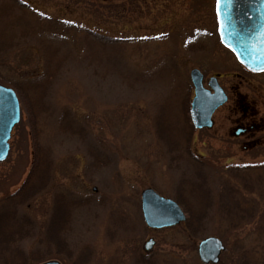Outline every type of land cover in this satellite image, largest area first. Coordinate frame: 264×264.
Wrapping results in <instances>:
<instances>
[{
  "label": "rangeland",
  "instance_id": "rangeland-1",
  "mask_svg": "<svg viewBox=\"0 0 264 264\" xmlns=\"http://www.w3.org/2000/svg\"><path fill=\"white\" fill-rule=\"evenodd\" d=\"M215 8L0 0V83L21 103L0 162V264H204L210 235L225 244L218 264H264V72L222 43ZM195 68L228 96L211 128L190 118ZM243 123L258 128L235 135ZM149 187L201 231L147 226Z\"/></svg>",
  "mask_w": 264,
  "mask_h": 264
},
{
  "label": "water",
  "instance_id": "water-1",
  "mask_svg": "<svg viewBox=\"0 0 264 264\" xmlns=\"http://www.w3.org/2000/svg\"><path fill=\"white\" fill-rule=\"evenodd\" d=\"M217 14L222 42L237 56L246 68L264 71V0H218ZM195 96L191 102L190 117L195 128L213 126V114L228 97L217 77L210 78L206 88L203 73L195 68L191 71ZM21 119V105L13 88L0 84V162L10 152V138L13 128ZM237 134H239L237 132ZM142 212L147 226L159 229L178 225L187 216L179 203L160 195L153 188L142 192ZM151 238L145 249L154 245ZM199 259L204 264H218L225 244L217 236L210 235L198 242ZM40 264H62L49 260Z\"/></svg>",
  "mask_w": 264,
  "mask_h": 264
},
{
  "label": "trees",
  "instance_id": "trees-1",
  "mask_svg": "<svg viewBox=\"0 0 264 264\" xmlns=\"http://www.w3.org/2000/svg\"><path fill=\"white\" fill-rule=\"evenodd\" d=\"M41 180H42V182L44 181L42 177H41ZM42 185H43V184H42ZM200 187L203 188V189H205V190H209V188H207V186L204 185V184H202ZM236 187H237V186H236ZM30 194H31V193H30ZM233 197H235V196H233ZM235 198H236V197H235ZM177 200L179 201L180 198L178 197ZM180 203H181V202H180ZM233 205H236V204L234 203ZM221 207H222V206H221ZM234 209H236L237 211H239L237 205L234 207ZM201 217H202V216H201ZM3 218H4V217H2V214L0 213V219H3ZM54 221H55V217H54V220L52 221V222H53L52 224H54ZM5 222H7V220H5ZM202 223H203V222H202V220H201V221H198V222L194 225V224H192L190 217L185 221V224H186L188 227H190L192 230H193V229H194V230H197L198 232L201 231V229H202V225H203ZM54 226H57V227H52V228H51V226H50L49 228H51V229L48 228L49 233H47V234L50 235V232H51V237H52V239H54L55 241H57L58 238H59V236H58L59 231H58V230H60V228H61L62 225H60V227H58L57 224H54ZM56 236H57V240H56ZM191 239L193 240V238H191ZM6 243H7V242H6ZM8 244H9V243H8Z\"/></svg>",
  "mask_w": 264,
  "mask_h": 264
},
{
  "label": "flooded vegetation",
  "instance_id": "flooded-vegetation-1",
  "mask_svg": "<svg viewBox=\"0 0 264 264\" xmlns=\"http://www.w3.org/2000/svg\"><path fill=\"white\" fill-rule=\"evenodd\" d=\"M216 5H217V0H216ZM215 9H216V8H215ZM216 15H217V11H216ZM217 20H218V16H217ZM257 128H258V126L255 125L254 123L251 124L250 126H248L247 123H243V124L240 125V127H237V128L235 129L234 134L237 135V136H240V135H242V134H247V133H249V132H253V131H255V129H257ZM237 132H238L239 134H237ZM253 142H257V141L254 140V141L250 142L249 144H251V143H253Z\"/></svg>",
  "mask_w": 264,
  "mask_h": 264
}]
</instances>
